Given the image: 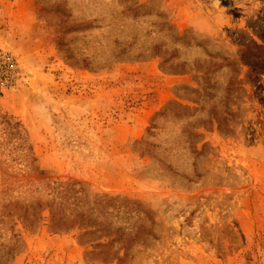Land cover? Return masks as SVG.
I'll return each instance as SVG.
<instances>
[{"label": "rangeland", "instance_id": "obj_1", "mask_svg": "<svg viewBox=\"0 0 264 264\" xmlns=\"http://www.w3.org/2000/svg\"><path fill=\"white\" fill-rule=\"evenodd\" d=\"M0 51V264H264V0H0Z\"/></svg>", "mask_w": 264, "mask_h": 264}, {"label": "built area", "instance_id": "obj_2", "mask_svg": "<svg viewBox=\"0 0 264 264\" xmlns=\"http://www.w3.org/2000/svg\"><path fill=\"white\" fill-rule=\"evenodd\" d=\"M18 72V63L9 51H0V94L11 86Z\"/></svg>", "mask_w": 264, "mask_h": 264}, {"label": "trees", "instance_id": "obj_3", "mask_svg": "<svg viewBox=\"0 0 264 264\" xmlns=\"http://www.w3.org/2000/svg\"><path fill=\"white\" fill-rule=\"evenodd\" d=\"M59 215L57 216V218H54V214H52V219L51 220L53 222V225H55V226H58V224H60V223L63 224L62 222H64V220H66L65 219L66 218V214H65L64 210H61V214H59Z\"/></svg>", "mask_w": 264, "mask_h": 264}]
</instances>
